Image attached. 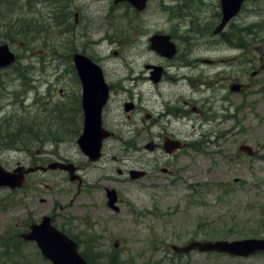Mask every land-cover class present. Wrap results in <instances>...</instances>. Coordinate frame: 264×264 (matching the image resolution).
<instances>
[{"label": "rangeland", "instance_id": "1", "mask_svg": "<svg viewBox=\"0 0 264 264\" xmlns=\"http://www.w3.org/2000/svg\"><path fill=\"white\" fill-rule=\"evenodd\" d=\"M27 1L35 6L33 9L42 8V15L38 16L45 18V22L33 20L36 14H30L33 9L23 8L18 14L19 18L25 19L23 26L30 25L36 35H42L43 31L44 34L36 38L32 33L31 42L26 41L28 45L21 43L27 37L18 35L19 41L12 50L19 54L20 60L0 71V164L9 170L20 162L24 165L29 162V156L23 150L25 147L33 150L27 151L32 153L45 147L71 160L82 157L76 143L78 137L72 131L73 123L66 122L68 126L60 124V111H69L73 117L71 110L77 107V89L72 74L64 73L72 63H64L63 46L59 43V0ZM72 2L73 13L79 14V19L83 18L81 25H91L95 30L96 27L114 24V21L111 24L104 22L111 6L114 7L115 25L122 30L128 32L132 29L131 26L125 27L123 17L145 23L143 30L147 35L140 39L139 36H130V44L126 46L119 43L91 46L94 52L91 57L98 60L109 84H121V80L130 79L124 82L128 93L114 92L106 113L108 127L115 134L104 147L107 164L113 165L112 177L122 181L116 172L118 168L125 170L141 164L155 175L154 179H145V182L182 179L195 185H207L195 188L199 192L196 194L182 188L157 192L118 183L128 201L119 214L106 211L102 203L97 202L98 193L84 194L76 199L73 188L59 173L37 176L44 179L48 187L40 185L33 189L36 179L33 176L31 185L22 190L0 188V264H49L34 244L22 242L19 236L31 218L53 211L83 218L93 214L92 218L108 221L113 230L111 236H86L79 240L84 245H92L96 240L98 245L107 247L102 249L107 254L116 251L121 264H153L157 259L172 254V245H185L193 240L264 237V2L247 1L242 12L225 28L223 40L213 33L221 19L219 0H147L142 10L148 6L147 9L140 14L129 0L114 5L113 0ZM95 2L100 11L94 9ZM141 14L142 21L139 18ZM255 24L257 26L253 27ZM153 32L175 33L183 59L160 58L150 51L148 34ZM241 37L245 41L243 47L238 46ZM102 38L103 35L97 32L93 35L96 42ZM202 59H210L214 63H203ZM183 62L191 67H188L191 70L187 71L191 73L188 75L203 80L204 86L197 82L194 86L169 81L152 88L148 81L140 80L141 74L146 75L143 73L146 65H164L170 68L171 76L182 81L186 71L179 69L184 66ZM254 71L260 73L253 76ZM234 79L242 83L238 92L230 89ZM211 99L215 105L213 114L223 117L218 118L222 122L203 123L189 108L190 119L169 118L171 120L168 121L165 118L159 120L157 126H150V122L145 120L149 113L158 118L166 104L185 109L183 100L200 107ZM128 101L136 105L135 111H125L124 103ZM23 123L26 125L21 128ZM28 125L40 139L50 137L54 141L50 140L42 147L39 140H29V137L27 140L25 133L28 130L25 128ZM168 127L178 139L193 143H197L205 131L209 133L205 141L210 143L205 142L203 153L194 151L190 154V162L186 160L184 164L189 169L187 173L183 171L179 179L171 180L168 176L155 174L152 171L154 159L164 165L168 158L162 150L152 153L145 148L151 141L158 143L161 135L167 134ZM218 133L225 135L218 140ZM16 135L27 141H21L22 145L9 146L13 142L5 139L9 136L17 139ZM241 145H249L259 154L251 157L240 153ZM101 172V168H97L89 175L98 177ZM159 176L165 179H158ZM137 213L168 215L174 221L173 227L164 231L152 218L154 215L146 216L142 222L148 223L149 229L146 225L133 227L129 220L131 214ZM155 245L161 249L155 251ZM226 255L193 253L188 262L179 260L176 264H240ZM153 257L156 258L151 260ZM260 259L249 262L261 264L263 261ZM162 264H169V261Z\"/></svg>", "mask_w": 264, "mask_h": 264}, {"label": "flooded vegetation", "instance_id": "2", "mask_svg": "<svg viewBox=\"0 0 264 264\" xmlns=\"http://www.w3.org/2000/svg\"><path fill=\"white\" fill-rule=\"evenodd\" d=\"M38 3V1H37ZM40 3V2H39ZM220 3V1H219ZM73 5V2L71 3V0H59L57 4V9L59 12V38H60V45L63 46V52L62 56L64 58V63H68L69 61L72 63L71 68L65 69V74H72V76L75 79L76 82V109L71 110V113H74L76 116V134L77 137L80 138L81 135L84 132V117L85 113L83 111V82L80 78L79 71L75 65V60H81L80 58L82 56L87 57L89 60L97 61L95 58L91 57L93 55V51L91 46L92 45H98L100 43H119L121 45H128L130 44V36H139L140 38L145 37L147 34H145L143 30V25L145 23L143 22H135V21H127L125 22V27L131 26V31H124L121 28L113 27V26H103V27H92L89 26H83L81 25V20L83 18L79 19V14L73 13V10L71 9ZM33 7H35L30 2L28 3L27 0H0V59L2 58V53L5 51L4 48L7 47L8 52H11L15 55L17 62L20 60L19 54L16 52H13L12 46L16 45L19 39L17 38L18 35L22 34L24 35V38L27 39L24 41H21L22 44L28 45L26 41L31 42V34L33 33L36 38L38 36L42 35H36L34 33V29L30 27V25H24L25 22H23L25 19L19 18V12L21 9L26 8L32 10ZM148 7V6H147ZM146 7V9H147ZM35 8L31 11L30 14L36 13L33 18V20L37 19V21L45 22V18L40 17L38 15H42L40 13V10ZM95 10L100 11L101 8L97 7L95 2ZM145 9V10H146ZM221 10V9H220ZM113 11V7H110V11L107 14L105 18V23L111 24V14ZM89 14H91L90 11H88ZM221 13V11H220ZM17 17V18H15ZM140 21L143 19V15H140ZM216 18H219V13L216 14ZM136 19V18H135ZM22 20V22H21ZM136 24V25H135ZM88 25V24H87ZM105 25V24H104ZM124 27V28H125ZM139 28V29H138ZM45 29V27H44ZM98 29H100L98 31ZM97 32L99 34L103 35V38L96 42L93 39L94 33ZM155 34H166V33H160V32H153L149 33L150 36L148 39V49L150 51H153L151 48V38ZM175 33L171 32L170 35L173 42L175 43L176 47V41L178 42L177 36L174 35ZM45 38L47 37V34L44 35ZM219 38L224 39L223 33L219 34ZM89 44V45H88ZM154 52V51H153ZM89 55V56H88ZM160 57L159 54L156 53ZM179 56V57H178ZM183 54L180 53L178 47H177V54L171 58L175 59L176 61L179 59H183ZM162 58V56L160 57ZM164 58V57H163ZM102 62V60H100ZM184 61V60H182ZM209 63H213L212 60H205ZM96 62V63H97ZM184 66H181L179 70H183L181 68H184L186 72H184V76L182 81L179 80L178 77H173L170 75L171 71L168 66L164 65H146L144 70V74L140 75L141 82L143 80H146L150 83L152 88L158 87L161 84H164L169 81H173L176 83H189L190 85H195V82L199 84V86H204L205 82L201 79H194L187 73V71H191L189 68H191L188 63L183 62ZM89 67V66H88ZM157 67H160V69L157 70ZM27 69V67H25ZM5 69H0V71H4ZM68 70V71H67ZM178 71V70H177ZM105 80L108 84L109 88V99L107 101V104L103 107L102 114H101V135H107L108 133L111 135L110 138L114 137L115 134L113 131H111L108 127V123L106 121V113L107 108L109 106V101L111 100L112 94L114 92L117 93H128V89L126 86H124V82L126 80H130L129 78L125 80H121V84H109L107 81L106 74ZM146 82H144L145 84ZM231 84H239L241 85V82H238L237 79L232 80ZM123 86V87H122ZM161 95V94H160ZM213 99L211 101L205 102L202 106H193L190 105L192 102L183 100L185 104V109H178L175 106L171 107L170 104H166V107L164 109V112L161 113L158 118H154L152 114H147L145 116V120H148L150 122V126H157L159 125V120L162 121L165 118L170 121L169 118L174 119H183V118H189L190 115L188 114L187 109L189 108L190 111L195 112L197 114V119L202 121L203 123H208L214 121L215 123H219L222 121H219L220 117L218 114H213L215 105L212 103ZM126 104L130 105V111H135L137 109L136 105L132 101H128V103H124V107ZM190 105V106H189ZM65 114H69L68 112H65ZM219 118V119H218ZM193 119V118H192ZM169 127L167 128V134L161 135V138L159 142L151 141L149 142L145 148L155 153L157 151L162 150L165 157L168 158V161L161 165L156 159H154V166L152 171H154L155 174H160L164 177H170L172 180L179 179L178 176H182L183 171L187 173L189 166L185 168L186 160L190 162V154H194V151L197 153H203L201 150H195L193 149L194 143L190 142L187 139H178L176 135H174L171 131H169ZM28 131L33 134L30 129L28 128ZM220 136H216L218 140L221 137H224L225 133L221 136V133H218ZM157 136V135H156ZM211 136V135H210ZM209 137V133L205 131V133H202L200 136V139L197 141V143H203V140L207 139ZM105 139L103 142V150L101 157L98 161H92L89 157L84 155L82 152V157L78 160H71L69 158H66L63 156L62 153L53 151L51 149H45L43 147L44 145H47L48 139L43 138L44 142L37 136V140L42 142V150L38 151L36 153H32L33 150H30L28 147H25L23 150L26 152L29 156V162L24 165V163L20 162L17 164L18 166H25L26 168L36 169L39 167H46L48 168L47 171L37 170L36 172H33L29 174L26 177L27 180V187L31 185V178L33 176L36 177V179L33 181L32 188H36L37 186H45L48 187V183L42 179L37 177L39 174L49 176L50 173H59L62 175V177L65 179L64 182L67 185H71L74 192L76 193L75 198L78 199L81 195H94L95 193H98L100 196L97 200V202L102 203L103 208L108 211L115 214H119L122 211V208H125L128 201L125 199V196L123 194V191L121 190V186H132L136 185L139 186L141 189H147V190H155L159 192L161 189L167 190V189H189L192 191V193L198 194L199 192L195 190L198 186H205L207 184H198L193 182H188V180L184 181L182 179L178 181H164V182H157V181H151V182H145V179H154L155 175L151 174L150 171H146V168L144 169L141 164L135 165L134 167H130L128 169H120L118 168L116 172L118 175L123 179L116 180L112 177L113 173V165L108 166L107 164V155H105L104 147L106 145V142L110 139ZM171 142L174 145H178L180 149H175L172 151H168L165 149L166 145ZM49 144V143H48ZM35 147V146H34ZM33 148V147H32ZM32 151V152H27ZM195 152V153H196ZM105 163L104 165H101V163ZM59 164H65L66 167H63L66 169V171H62L59 168ZM50 167H56L55 169H49ZM97 168H101V173L98 175V177H91L89 173L92 170H96ZM70 170L72 171V174L70 173ZM106 171L108 173H106ZM141 175V176H140ZM137 176V177H136ZM161 176L158 177L161 179ZM136 177V179H133ZM138 178V179H137ZM181 178V177H180ZM71 179H74L75 181H72ZM168 179V178H166ZM120 184L121 186L118 187L117 184ZM207 188V187H206ZM114 189L115 195L113 198H116L115 202V208H111L109 206V190ZM189 197H187L188 199ZM96 206V205H95ZM93 214L90 216H87L85 218L81 217L80 215L75 214H61L56 213L55 211L51 212L50 214H42L38 215L37 217L31 218V221L26 226V230L23 232H29L31 231V228L34 224H40L45 218L50 219V224L63 234H65L67 237L72 238L77 242L76 250L81 256V258L87 263V264H121L120 259L118 257L117 252H113L112 254H107L106 252H103V248H107L105 245L97 244V241H93L92 245H84L79 238L81 237H109L111 236V232L113 231L111 227L109 226V222L106 220H101L99 218H92ZM153 213L150 214H131V219L129 220L133 227H136L138 225L139 227H144L146 225L147 229L150 228V225L148 223L143 224L142 222L146 219V216H153ZM156 222L157 225L164 228V231H170L169 228H172V224L174 221H172L168 215L157 213L152 217ZM113 219V218H112ZM86 223V224H85ZM89 231V232H88ZM88 232V233H87ZM21 233V234H23ZM21 234L19 238L24 242V240L21 238ZM172 236H176L175 232H171ZM194 241V240H193ZM201 241V240H199ZM191 242V241H190ZM188 242L187 244H189ZM30 244H34L37 251L41 254V251L37 245L36 242H27ZM180 245L178 247H174L173 245L170 247L172 249V254L167 255V257H162V259H157V261H154L153 264H162L166 261H169V264H176L180 260L181 263L185 261H189L190 258H192L193 253H197L198 255H221L216 252H201L199 250H193L190 252H182L183 248L187 245ZM118 244H115L117 247ZM177 246V245H176ZM161 248H158L156 245L154 246V250H160ZM153 251V253H155ZM228 258L236 259L240 262V264H252L249 261L251 260H257L258 258H261L260 260L263 261L264 264V251L261 252H247V254H238V255H226ZM43 257V255H42ZM64 259L67 258V255L63 257ZM156 257H153L151 260H153ZM49 264H52L48 260H46ZM146 264H152L150 262H146ZM187 264V263H185Z\"/></svg>", "mask_w": 264, "mask_h": 264}, {"label": "water", "instance_id": "3", "mask_svg": "<svg viewBox=\"0 0 264 264\" xmlns=\"http://www.w3.org/2000/svg\"><path fill=\"white\" fill-rule=\"evenodd\" d=\"M129 1H132V3L137 7L142 6L146 2V0ZM222 2L224 15L222 24L216 30V33L220 32L228 21L240 11L243 0H235V2H231V0H222ZM152 40L153 44H155V49L163 56L172 58L175 55V45L170 42L169 36L157 35ZM4 49L5 51L2 53V58L0 59V68L8 67L16 60L15 55L8 52L7 47ZM80 59L81 60L76 59V67L83 82V111L85 113V117L84 132L78 139L77 143L84 154H86L92 161H96L101 156L103 140L110 135L109 133L107 135H101V114L109 97V89L103 78L101 68L92 64L91 61L85 57H81ZM234 90H236V88H234L233 91ZM126 110L129 111L128 106L126 107ZM178 147V145H174L169 142L165 149L172 151ZM239 150L250 156L256 154L253 151V148L248 145H241ZM59 166L61 170L66 171V169L63 168L66 167L65 165ZM42 169L46 171V169ZM30 171L33 170H25L22 167L10 172L0 166V187H8L11 189L24 187L25 175ZM70 173L72 174L71 170ZM71 180L74 181V179ZM109 193V206L115 208L114 205L116 198H113L115 195L113 193H115V191L112 190L109 191ZM22 237L28 241H36L43 254L48 259L53 261L54 264H86L78 256L75 250L69 249V247L76 246L75 242L65 237L64 234L58 232L55 228L51 227L49 218H45L41 225L32 226L31 232L23 234ZM196 248H198L201 252L217 251L233 255L247 254V252H245L246 248H250L254 252L264 250V239L192 242L187 247L183 248L182 252H190ZM63 255H67V258L64 259ZM74 258L76 259V263L72 262Z\"/></svg>", "mask_w": 264, "mask_h": 264}, {"label": "trees", "instance_id": "4", "mask_svg": "<svg viewBox=\"0 0 264 264\" xmlns=\"http://www.w3.org/2000/svg\"><path fill=\"white\" fill-rule=\"evenodd\" d=\"M253 26H257V25H253ZM240 45H238V46H240V47H243L244 46V44H245V41H244V39L241 37V40H240ZM25 125L26 124H24V126L23 127H25ZM28 128L30 129V131L33 133L32 135H31V133L28 131V133H25V135L27 136V140H28V137H29V140H31L32 138H33V136L35 137L36 135H35V133H34V131H33V129H32V127L30 126V125H28L26 128H25V130H28ZM29 135V136H28ZM16 138L17 139H13L11 136H9L8 138H6L5 140L6 141H12L13 143L12 144H9V146H12V145H14V144H21V141H24V143L27 141V140H23V139H21V137H19L18 138V136L16 135ZM47 139L49 138V140H51V141H54L53 140V138H50V137H46ZM22 145V144H21Z\"/></svg>", "mask_w": 264, "mask_h": 264}]
</instances>
